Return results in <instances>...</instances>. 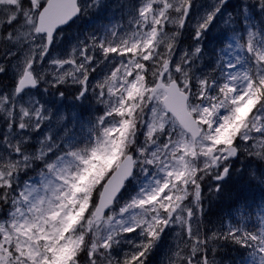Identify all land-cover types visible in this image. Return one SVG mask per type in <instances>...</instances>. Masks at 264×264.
<instances>
[{"label":"snow or ice","instance_id":"obj_1","mask_svg":"<svg viewBox=\"0 0 264 264\" xmlns=\"http://www.w3.org/2000/svg\"><path fill=\"white\" fill-rule=\"evenodd\" d=\"M108 7L0 0V264H264V0Z\"/></svg>","mask_w":264,"mask_h":264},{"label":"rangeland","instance_id":"obj_2","mask_svg":"<svg viewBox=\"0 0 264 264\" xmlns=\"http://www.w3.org/2000/svg\"><path fill=\"white\" fill-rule=\"evenodd\" d=\"M105 2L109 5L108 8L102 10L99 14L91 13L88 16L81 17L74 25V27L70 28L65 32V36L68 41H72L77 35H83L84 33L93 30L102 22H105L106 17L118 18V13H113L111 11V5L115 3V0H105ZM197 4H207L209 0H196ZM81 22V23H80ZM106 69L102 66L98 71L100 73L104 72ZM72 89H66V97L63 100L62 104H59L60 110L65 115H70L73 109V105L76 103L73 101L72 96L74 92ZM71 92V93H70ZM243 159V158H241ZM236 167H241V162H236ZM245 171L242 174H235L232 177L234 186L232 183L225 190V197L218 203H214L211 210L218 206L216 213L210 214L211 219L215 220L221 216V213L226 212L236 201V199H247L249 201H259L262 197H264V185H261L258 180H250L249 179V171L248 166L244 164ZM264 171V169H260L257 172V176L260 175V172ZM205 191L207 189L205 188ZM231 197V199L229 198ZM218 213V214H217ZM242 254V250L237 255ZM233 257V253L229 252L225 257L230 258ZM163 258V250L159 253L152 255L149 260L150 264H161Z\"/></svg>","mask_w":264,"mask_h":264},{"label":"trees","instance_id":"obj_3","mask_svg":"<svg viewBox=\"0 0 264 264\" xmlns=\"http://www.w3.org/2000/svg\"><path fill=\"white\" fill-rule=\"evenodd\" d=\"M65 32H66V31H65ZM231 183H232L234 186H236V185L233 183V180L231 179V180L225 185V190L228 188V186H229ZM217 210H219V209H218V206L216 207V209L214 208L213 210H211V214L216 213ZM217 214H218V213H217Z\"/></svg>","mask_w":264,"mask_h":264}]
</instances>
